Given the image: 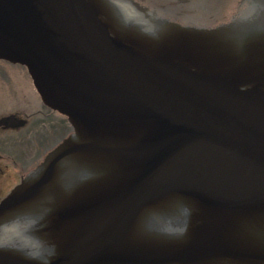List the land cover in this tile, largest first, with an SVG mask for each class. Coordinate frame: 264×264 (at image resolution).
Instances as JSON below:
<instances>
[{
    "label": "water",
    "instance_id": "water-1",
    "mask_svg": "<svg viewBox=\"0 0 264 264\" xmlns=\"http://www.w3.org/2000/svg\"><path fill=\"white\" fill-rule=\"evenodd\" d=\"M167 2L194 25L0 0V61L73 130L1 203L0 264H264V0Z\"/></svg>",
    "mask_w": 264,
    "mask_h": 264
},
{
    "label": "flooded vegetation",
    "instance_id": "flooded-vegetation-1",
    "mask_svg": "<svg viewBox=\"0 0 264 264\" xmlns=\"http://www.w3.org/2000/svg\"><path fill=\"white\" fill-rule=\"evenodd\" d=\"M110 1L113 2L121 12H128L136 21L141 23L152 20H164L194 25L190 21L187 23V20L183 21L174 18L171 15L172 13H169L170 10L168 7L170 3L167 2L168 0ZM184 1L188 0H183V2ZM249 7L248 0H239L238 10L233 18L244 14ZM179 16L181 17V14H179ZM2 65L8 66L9 64L0 62V67H2ZM12 67L22 70L26 75L30 83V88L37 97L35 102L39 109L33 114L32 111L23 109L13 110L10 113L0 111V204L40 167L42 163L40 151L41 135L39 134L41 132V126L44 125L46 127V121L53 120L54 118L56 119V117L65 120L62 116L43 106L26 70L19 66ZM0 85H4L3 78L0 80ZM0 103H2L1 106H3L4 101L1 100ZM41 108L43 110H41ZM46 131L47 130H44L43 132ZM70 133H72L71 128Z\"/></svg>",
    "mask_w": 264,
    "mask_h": 264
},
{
    "label": "rangeland",
    "instance_id": "rangeland-1",
    "mask_svg": "<svg viewBox=\"0 0 264 264\" xmlns=\"http://www.w3.org/2000/svg\"><path fill=\"white\" fill-rule=\"evenodd\" d=\"M0 69V80L3 78L4 82L3 86L0 85V102L1 100L4 101L3 106L0 103V111L10 113L13 110L23 109L32 111V114L36 113L39 109L35 102L37 97L32 92L29 80L22 70L9 65H2ZM41 110L43 109L41 108ZM66 123L67 121L56 117V119L47 120L45 123L46 127L44 125L41 126V132L39 134L41 135L40 151L42 161L44 160V156L58 147L63 140L71 135L70 129H64ZM44 130L47 131L43 132Z\"/></svg>",
    "mask_w": 264,
    "mask_h": 264
},
{
    "label": "bare ground",
    "instance_id": "bare-ground-1",
    "mask_svg": "<svg viewBox=\"0 0 264 264\" xmlns=\"http://www.w3.org/2000/svg\"><path fill=\"white\" fill-rule=\"evenodd\" d=\"M5 63H7V64H9V65H12V66H19V67H22L24 70H26V72H27V69L25 68V67H23V66H20V65H14V64H10V63H8V62H5ZM27 74H28V72H27ZM29 76V75H28ZM30 78V77H29ZM35 89V88H34ZM36 91V90H35ZM36 93H37V91H36ZM38 94V93H37ZM39 95V94H38ZM40 97V96H39ZM41 100V99H40ZM42 102V101H41ZM43 104V103H42ZM44 106V105H43ZM45 107V106H44ZM55 113H57V112H55ZM58 115H60L59 113H57ZM60 116H62V115H60ZM63 118H65V120L67 121V124L69 125V123H68V120H67V118L66 117H64V116H62ZM69 127H71L70 125H69Z\"/></svg>",
    "mask_w": 264,
    "mask_h": 264
}]
</instances>
